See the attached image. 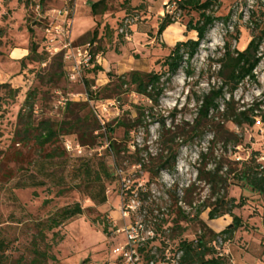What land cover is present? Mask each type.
Wrapping results in <instances>:
<instances>
[{"label":"rangeland","instance_id":"374dc122","mask_svg":"<svg viewBox=\"0 0 264 264\" xmlns=\"http://www.w3.org/2000/svg\"><path fill=\"white\" fill-rule=\"evenodd\" d=\"M99 1L78 0L73 4L68 0H41L40 10L36 11L33 0H0V86L10 88L0 90V255L5 264H33L34 247L56 259L47 264H129L115 251H125L130 246L138 257L135 264H150L138 249L154 256L152 264H176L180 256L176 238L179 231L155 235L156 224L171 222L178 207L189 215L215 200L209 199L207 187L196 181L197 158L207 148L209 136L181 146L174 169L163 171L155 180L139 166H131L128 155H122L117 178L105 182L106 203L96 205L86 189L80 188L79 168L85 162L94 166L97 160L115 168L104 130L97 132L102 135L95 145L82 149L80 154L70 153L64 147L67 141L74 140L71 135L61 136L58 143L39 149L31 136L19 141L22 125L17 116L20 111H27L25 101L29 93L33 94V126L45 120L58 123L68 119L65 106L69 102L87 103V109L76 108V112L84 116L91 111L101 126H115L111 139L118 146H126L132 152L136 144L154 152L161 123L166 127L172 123H192L197 108L195 96L208 92L210 86L220 85L215 76V61L221 57L224 43L236 35L235 30L238 41L231 43L239 51L260 35L264 29V0H219L214 15L223 18L231 14V20L227 25L216 23L190 68L183 63L170 81H166V69L161 64L177 42L196 40V34L186 32L185 25L195 23L198 15L175 11L174 24L157 36L165 16L164 4L169 0H105V5L92 16L90 6ZM65 8L72 12L66 31L73 44L90 43L102 55V72L87 74L81 84H73L65 76L57 77L58 54L47 53L48 44L45 46L42 40L43 24L55 22L54 11ZM37 21L42 23L33 26ZM94 31L97 35L92 41ZM32 42L37 46L38 58L47 54L44 63L40 64L35 56L25 59ZM15 51L26 52V56L15 57ZM260 54L264 55V45ZM186 70L192 72L190 77ZM132 71L164 74V92L157 105L125 87L120 95L109 100L93 101L87 97L86 82H90L92 92H99L109 83L108 74L119 78ZM255 75L256 83L244 82L234 94L235 101L240 105L262 104L260 108L264 110V61ZM10 90L19 93L13 98ZM136 108L144 110V115L140 116L141 123L133 125L138 118ZM118 123L134 126L127 144L123 140L124 127L118 128ZM226 127L244 139L235 151L228 148L230 160L247 161L255 153L257 162L264 165V121L256 119L253 127L237 128L231 123ZM63 150L65 155L61 154ZM50 155L53 156L49 158ZM211 167L209 164L207 170ZM192 184L194 187L185 195ZM228 196L244 204L233 211L242 226L231 234L218 235L231 225L232 219L224 216L209 221L206 209L200 219L217 235L207 233L205 237L212 248L210 257L218 258L221 264H264V197L236 187L229 188ZM77 205L82 215L53 230L41 227L61 210ZM168 226L169 223L163 228ZM181 226L185 228L183 240L195 241L200 235L193 223L182 222ZM129 235L134 236V244H129Z\"/></svg>","mask_w":264,"mask_h":264},{"label":"trees","instance_id":"16d2710c","mask_svg":"<svg viewBox=\"0 0 264 264\" xmlns=\"http://www.w3.org/2000/svg\"><path fill=\"white\" fill-rule=\"evenodd\" d=\"M104 5L105 0H100L92 4L90 8L92 16H95L97 10ZM219 6V0H179L177 2V11H191L198 15V20L195 23L190 21L185 25L186 32L196 34V40L177 42L171 49L169 55L161 64V67L166 69L165 74L168 76L166 81H170L177 75L183 63L186 64L187 69L190 68L191 62L198 54L201 44L206 40L207 34L216 23L220 22L227 25L231 20V14L223 18L214 15V9H218ZM39 23H42V21L34 22L33 26L37 27ZM173 24L172 17L165 15L158 27L156 35L161 36ZM47 26L48 24H43V30ZM255 27H258L256 22ZM32 29L30 27L31 34L33 35ZM235 31L236 35L232 38V41L237 42L239 34L238 30ZM96 35V31H94L92 41H94ZM42 40H44L46 46L47 37L44 33H42ZM232 41L227 40L224 43L222 55L215 61L218 65L215 76L219 80L220 85L210 86L208 92L195 96L194 100L197 108L196 116L192 123L182 122L178 125L172 123L168 127L165 126L164 122L161 123L154 152L149 151L147 146L140 148L136 144L132 146V152L126 146L124 148L120 145L118 146L111 139V136L116 130L115 126H112V124L101 126L91 111L84 116H79V113L76 112V108H80L81 110L87 109V103L81 105L71 102L67 103L65 110L69 120L66 119L58 123L45 120L33 126L32 115L34 103L30 102L33 96L32 93H29L25 101L27 111H20L17 116L18 124L22 125L19 141L31 136L37 147L43 149L46 146H52L58 143L61 136L71 135L74 137V140L70 141L71 144L73 146L79 145L84 149L95 145L98 137L102 135L97 132L103 129L104 136L108 141L107 149L115 159V168L107 166L102 160H97L94 166L85 162L79 168V173L82 176L80 188L86 189L89 199L96 205H103L106 203L105 182H113L117 178L118 165L121 164L120 161L124 155H128L131 166H139L140 170L145 172L150 179L155 180L160 178L163 171L174 169L181 146L194 143L197 140L201 141L209 136L207 148L201 150L197 158L196 181L203 183L207 187L209 199L215 197L213 204H205L198 207L194 210V214L189 215L178 207L174 212V218H172L171 222L164 220L160 224H156L154 230L155 235H164L168 231H179V236L176 237L177 253L180 255L177 264H221L218 258L210 257L212 255V248L208 247L205 237L207 233L212 237H216L217 235L200 219L201 214L206 209L209 210L207 214L209 221L229 216L232 219L231 225L218 235L231 234L242 226L241 219L233 211L241 209L244 204L241 202L237 203L235 199L229 198V188L236 187L241 191H247L254 195L264 197V165L257 162V154L255 153H252L247 161L232 162L228 155V148L235 151L236 148L243 145L244 139L242 135L232 132L226 127L227 123H231L237 128H241L244 125L253 127L256 119L260 118L261 121H264V110L260 108L262 104L253 102L250 105H240L235 101L234 97L235 92L244 82L256 83L257 81L255 70L264 61V55L260 54L261 46L264 45V29L261 30L259 36H254L250 40L243 51L234 48L231 43ZM47 53L50 52L48 51ZM37 55V46L32 42L25 59L35 56L40 64L46 61L47 54L39 58ZM55 58L58 59L56 65L59 69V74L57 77L65 76L68 79L62 54L56 55ZM101 72V64H95L92 69L85 72L84 79L87 78V74H100ZM186 73L189 77L192 75L190 70H186ZM163 75L132 71L119 78H113L108 74L109 83L100 89L99 92H92L91 86L89 85L90 82H86V94L93 101L109 100L120 95L125 87L137 95L147 98L153 105H157L164 92L163 86L161 85ZM5 88H9V86H0V90ZM18 93V90H10V96L13 98ZM226 96L228 97L226 98ZM136 109L138 111V118L133 122V125L141 123L140 116L144 115V110H140V108ZM133 125L127 126L124 123L117 124L118 128L124 127L123 140L125 144L130 139ZM54 152L56 150H53L52 153L54 154ZM61 154L65 155V151L63 150ZM52 156L50 155L48 157L51 158ZM209 164L212 167L207 170ZM193 187L194 184L185 190V195ZM82 213L78 205L74 208L63 209L56 216L48 220L46 225L41 224V227L46 226L48 230H53L64 222L78 215H82ZM182 222L193 223L199 228L200 235L195 241H187L181 238L182 232L185 231V228L181 226ZM168 223L170 226L164 229L163 227ZM40 233L42 234V231ZM1 249L2 244L0 243ZM137 252L145 254L147 262L154 260V256H151L149 252H144V249H138ZM33 253L35 256L33 264H47L46 262L48 260L52 262L56 261L53 256L47 252L38 251L36 247H34ZM0 264H5L4 257L1 255Z\"/></svg>","mask_w":264,"mask_h":264},{"label":"built area","instance_id":"2783aa9c","mask_svg":"<svg viewBox=\"0 0 264 264\" xmlns=\"http://www.w3.org/2000/svg\"><path fill=\"white\" fill-rule=\"evenodd\" d=\"M36 3V11L40 10V0H33ZM75 4L78 0H68ZM177 2L179 0H169L164 4L166 10L165 15L172 17L177 11ZM70 8L54 11V21L51 22L44 30L47 37V51L50 54H62L63 63L66 66L68 81L73 84H81L84 81L85 72L94 67L95 64H100L102 58L101 53H96L94 47L90 44L83 46H75L66 31L67 21L71 14ZM100 106V105H99ZM65 148L70 153L80 154L82 149L79 145L73 146L67 141ZM129 244L135 243V238L132 235L128 236ZM115 253H120L129 264H135L138 261L136 251L130 246L127 250L117 249ZM179 259V257H178ZM178 262V260L176 261ZM153 262H150L152 264ZM177 264V263H176Z\"/></svg>","mask_w":264,"mask_h":264},{"label":"crops","instance_id":"0c3cea01","mask_svg":"<svg viewBox=\"0 0 264 264\" xmlns=\"http://www.w3.org/2000/svg\"><path fill=\"white\" fill-rule=\"evenodd\" d=\"M94 4V3H93ZM91 7V6H90ZM91 11V10H90ZM26 56V52H19V51H15V57H24ZM103 67V66H102Z\"/></svg>","mask_w":264,"mask_h":264}]
</instances>
